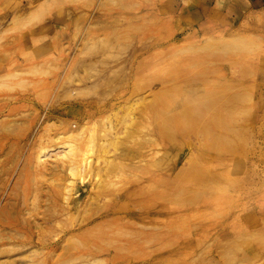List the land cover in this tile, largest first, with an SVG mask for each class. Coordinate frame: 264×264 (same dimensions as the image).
<instances>
[{
	"label": "rangeland",
	"instance_id": "1",
	"mask_svg": "<svg viewBox=\"0 0 264 264\" xmlns=\"http://www.w3.org/2000/svg\"><path fill=\"white\" fill-rule=\"evenodd\" d=\"M0 264H264V0H0Z\"/></svg>",
	"mask_w": 264,
	"mask_h": 264
}]
</instances>
